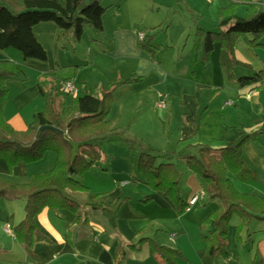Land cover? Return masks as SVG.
Segmentation results:
<instances>
[{
	"label": "crops",
	"instance_id": "1",
	"mask_svg": "<svg viewBox=\"0 0 264 264\" xmlns=\"http://www.w3.org/2000/svg\"><path fill=\"white\" fill-rule=\"evenodd\" d=\"M138 1L106 0L110 7L104 16V30L90 31L85 26L82 41L70 42L66 48L63 47V32L56 23L36 24L34 33L47 51V60H24L16 48L0 49V62L21 63L28 73L27 79H14L8 83L6 119L18 130L27 128L35 112L44 109L39 83L54 94L61 107L70 105L73 96L61 91L65 98L60 99L57 84L63 80H74L79 94H98L111 84L133 76L142 77V81L122 84L114 93L110 114L113 126L123 125L128 119L135 123L140 119L139 113L143 118L149 115L151 118L156 109L169 107L170 112L166 111L164 118L169 116V127L172 126L176 133L175 151H180L181 161L186 165L187 157L197 153L193 152L197 151L196 144H209L220 151L227 143L253 130L264 129V88L241 87L238 82L239 77L251 75L249 70L254 73L264 67V56L259 55L260 49L264 50V36L256 47L249 45L248 40L252 37L247 36L243 48L239 37L236 55L248 66L234 69L222 63L219 43L215 44L209 62L204 64L196 38L198 27L216 28L222 7L235 3L237 14L244 15L250 5L264 8V0H204L213 8L211 19L214 26L205 28L197 23L195 49L189 51L190 55L180 54L184 63L174 69L158 59V47L157 60L140 48L138 34L143 31H139L137 18H133ZM130 10L134 11L129 13ZM126 12L131 15L130 20H125ZM186 33L187 28H184L181 40ZM152 42L155 44L154 39ZM239 67L243 69H238L240 72L237 73ZM161 91L169 94L165 108L158 106ZM129 111H132L131 116L127 114ZM151 121L153 118L148 122ZM163 133L162 138L168 144L169 134ZM262 138L264 134L243 149L259 178L250 182H242L233 174L230 178L241 193H257L264 197ZM138 139V134L134 137L114 134L95 145L102 153V160L80 178L88 189L66 191L68 196L87 205L88 224L77 222L78 216L68 209L48 208L35 218L37 233L31 249L20 243L14 234L5 231L7 222L13 229L25 218L26 197L6 195L0 198V264H115L120 243L136 242L140 237H152L161 245L180 249L182 256L178 264H207L202 235L209 233L212 225L202 226V221L221 204V200L212 197L207 190L202 200L190 208L189 205L178 215L174 203L164 193L154 192L144 184H139V190L135 189L131 178L135 174L137 154L129 152L124 140ZM56 160L52 151L39 161L21 162L13 167L0 159V177L28 182L33 175L52 170ZM184 176L182 173L181 182L183 197L187 201L207 189L196 175L187 172ZM122 200L124 202L116 210ZM240 223V216L238 221L232 218L228 253L217 255L214 264H264V218H253L237 233ZM123 264L164 263L154 254L149 242H145L139 250H129Z\"/></svg>",
	"mask_w": 264,
	"mask_h": 264
},
{
	"label": "trees",
	"instance_id": "2",
	"mask_svg": "<svg viewBox=\"0 0 264 264\" xmlns=\"http://www.w3.org/2000/svg\"><path fill=\"white\" fill-rule=\"evenodd\" d=\"M103 2L0 0V49L16 48L24 60H47V51L36 38L34 26L46 21L56 23L63 32V47L66 48L70 42L82 41L87 24L96 32L104 30V16L110 6H105ZM236 9L235 3L222 7L215 29L197 28L198 49L204 64L209 62L215 44L219 43L222 63L231 69L248 66L236 55L237 42L240 35L252 34L249 45H260L264 36V8L257 9L250 5L245 15L237 14ZM152 41L153 36L145 34L139 46L152 59H156V48ZM27 78L28 73L21 63L0 62V159L13 167L21 162L39 161L48 151L57 156L52 170L35 174L28 182L0 177V198L6 195L26 197V216L13 227V231L17 240L31 249L37 233L35 218L48 208L68 209L78 216L77 222L88 224L87 205L71 198L66 191L88 189L80 178L102 160V153L94 141L107 138L117 131L110 120L114 93L120 85L142 81V77L132 76L113 83L98 94L78 93L72 96L70 105L61 107L57 105L54 94L39 83L44 109L35 112L26 129L18 130L4 114L9 100L8 83ZM62 82L57 84L59 91H64ZM238 82L241 87L264 88V67L251 75L239 77ZM43 126L49 127L41 129ZM262 134L264 129L253 130L227 143L220 151L209 144H196L197 153L187 157L188 169L206 184L204 191L208 190L212 197L221 200V204L202 221V226L212 225V230L202 235L207 264H214L217 255L228 253V234L234 214L241 218L237 233L248 226L253 218H264V197L257 193H241L230 178V174L242 182L259 178V173L250 166L243 149L247 143L259 140ZM178 152L176 150L173 154ZM137 172L139 176L132 175L131 178L135 189L139 190V184H144L150 190L169 197L178 215L187 210L190 203L183 197L182 172L175 162L168 158L161 160L155 152L144 149L138 158ZM123 202L118 203L116 210ZM145 242H149L161 262L178 264L182 256L180 249L161 245L152 237H140L132 243L121 242L115 264H123L128 251L139 250Z\"/></svg>",
	"mask_w": 264,
	"mask_h": 264
},
{
	"label": "rangeland",
	"instance_id": "3",
	"mask_svg": "<svg viewBox=\"0 0 264 264\" xmlns=\"http://www.w3.org/2000/svg\"><path fill=\"white\" fill-rule=\"evenodd\" d=\"M143 1H146V3ZM149 1L147 0L138 1L139 6L136 8L135 11L133 10L135 13L133 14V18L134 17L137 18L136 20L139 31H143L145 34L149 36L151 35L153 36L155 43L153 45L155 46V48L156 47L159 48V52L157 53L158 59H160L168 68L174 69L177 67V65H181L184 63L182 57H180V54L184 52V55H190L189 51L195 49L194 38H195V29L197 23L198 22L201 23V26L205 28L214 26V23L212 22L211 19L213 8L211 6H208L210 4L208 2H204V0H153V2H151V0ZM103 4L105 6L108 5L106 3V0L104 1ZM131 10L129 11V13L133 12ZM239 15H243V13L239 12ZM124 16L126 17L125 20H130L128 19L131 17L130 14L126 12L124 13ZM86 27H89L91 31L92 28L88 24L86 25ZM184 28H187V33L184 36V39L181 40V31ZM247 36L253 37L252 34H248ZM247 36L240 35L239 44L242 46V48H243V43H245L244 41L246 40ZM260 53L261 54L259 55L263 57L264 50L260 49ZM236 69H237L236 72L238 73L240 72V70L238 69H243V68L239 67ZM249 73L252 74L253 71L249 70ZM188 74L191 75V72H189ZM161 92L167 94L166 100L168 106L169 94L164 91ZM58 93L60 99L65 98V94L63 92L58 91ZM168 108L169 107H167V109L165 108L161 110L156 109V112L151 118L150 115L143 118V116H141L139 113L138 115L141 120L138 119V121L134 123L130 119H128L124 121L125 123L123 125L116 126L117 131L114 133L116 135L119 136L127 135L134 137L135 134H138V136H140V139L135 141L124 140L125 143L122 141L124 145H126L125 147L129 148V152L135 151V153L137 154V163L135 164L134 167L135 168L134 175L136 176H139L136 170L139 155L142 152V150L147 148H149L150 151H153L157 155H159L161 160L168 158L169 160L175 162L179 170L185 175L184 177H186L187 172L192 173L188 169V166L181 161L182 156L180 152H178L177 154H173L176 148L175 147L176 133L174 132V128L172 126L169 127V120H168L169 116H167V119H165L166 111L167 113L170 112V109ZM131 112L132 111H129L127 114L131 116ZM142 113L145 112L142 111ZM152 118L153 121L149 123L148 121ZM163 131H165V133L168 132L169 134L170 139L168 144L165 143L164 142L165 140L162 138L163 135H165ZM94 143L95 144L102 143V139H97L94 141ZM261 143L264 146V139L263 142ZM156 145L158 147H155ZM263 146L262 148L264 149ZM163 147H165V150L162 149ZM215 148L216 147H214L213 149L217 150ZM193 152L196 153L197 151H193ZM198 181L202 185H206L204 181L201 180L200 178H198ZM238 219H239V215L234 214L233 221L236 220L238 221Z\"/></svg>",
	"mask_w": 264,
	"mask_h": 264
},
{
	"label": "built area",
	"instance_id": "4",
	"mask_svg": "<svg viewBox=\"0 0 264 264\" xmlns=\"http://www.w3.org/2000/svg\"><path fill=\"white\" fill-rule=\"evenodd\" d=\"M145 38V33L144 32H139L138 34V39L139 40H143ZM62 88L64 90L65 93L69 94V95H76L79 93V88L78 86L76 85L75 81L74 80H71V79H66L62 82ZM159 97H160V101L158 103V106L159 107H167V100H166V97H167V94L163 93V92H160L159 93ZM206 195V192L204 190L196 193L189 201L190 203V206L188 208L191 207V205H194L195 203L199 202L200 200H202ZM5 231L8 233V234H14V231L12 229V225L10 222H7L6 223V226H5ZM175 234L172 233V237H174Z\"/></svg>",
	"mask_w": 264,
	"mask_h": 264
},
{
	"label": "water",
	"instance_id": "5",
	"mask_svg": "<svg viewBox=\"0 0 264 264\" xmlns=\"http://www.w3.org/2000/svg\"><path fill=\"white\" fill-rule=\"evenodd\" d=\"M46 127H49V126H43V127H41V129H44V128H46Z\"/></svg>",
	"mask_w": 264,
	"mask_h": 264
}]
</instances>
